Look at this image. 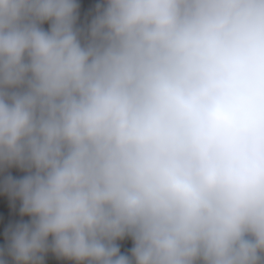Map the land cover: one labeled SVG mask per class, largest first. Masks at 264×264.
Listing matches in <instances>:
<instances>
[{"label": "clouds", "instance_id": "1", "mask_svg": "<svg viewBox=\"0 0 264 264\" xmlns=\"http://www.w3.org/2000/svg\"><path fill=\"white\" fill-rule=\"evenodd\" d=\"M82 11L0 0V264H264V0Z\"/></svg>", "mask_w": 264, "mask_h": 264}, {"label": "trees", "instance_id": "2", "mask_svg": "<svg viewBox=\"0 0 264 264\" xmlns=\"http://www.w3.org/2000/svg\"><path fill=\"white\" fill-rule=\"evenodd\" d=\"M105 0H90V4L92 5L93 11L90 14H85L83 11L81 12L80 19L78 21V26L81 28H85L88 24H90L92 17L95 14V5L103 4ZM47 28V25H45ZM6 174H11L13 177L19 178L24 175V173L17 169H9ZM2 179V177H0ZM0 204L5 205L7 207V212L0 213V248L6 246V233L10 226L18 223L19 221L28 220V217H21L19 214V201H16L14 204L11 198L2 190L0 187ZM121 251L122 253L129 254L130 249L132 247V241L130 239H125L124 241H120ZM45 264H72L70 261L57 259L53 254H49L45 257Z\"/></svg>", "mask_w": 264, "mask_h": 264}]
</instances>
